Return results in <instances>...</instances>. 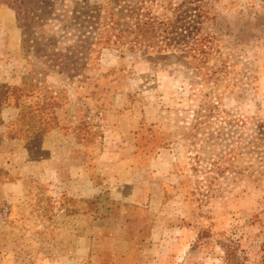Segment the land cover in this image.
Listing matches in <instances>:
<instances>
[{"label":"rangeland","instance_id":"374dc122","mask_svg":"<svg viewBox=\"0 0 264 264\" xmlns=\"http://www.w3.org/2000/svg\"><path fill=\"white\" fill-rule=\"evenodd\" d=\"M207 2L222 53L202 69L101 42L69 77L0 0V83L58 97L31 153L0 109V264H264V0Z\"/></svg>","mask_w":264,"mask_h":264},{"label":"trees","instance_id":"16d2710c","mask_svg":"<svg viewBox=\"0 0 264 264\" xmlns=\"http://www.w3.org/2000/svg\"><path fill=\"white\" fill-rule=\"evenodd\" d=\"M64 2L8 0L22 28L24 51L33 52L49 68H56L69 77L82 71L94 45L101 42L120 52L124 48L132 53L168 52L169 57L193 61L199 70L222 53L219 39L206 27L213 18L207 0H106L95 6L83 0L71 11ZM55 22L60 24V31L48 35L46 28ZM71 28L78 29V43L62 46ZM224 68L226 65L221 63L220 70ZM39 87L38 82H30L25 77L20 85L0 83V109L4 105L19 109L20 130L27 132L24 138L29 141L30 153L38 149V141L53 126L43 108H51L58 99L49 93L44 100L38 97L34 103L29 101L33 90ZM228 257L231 259L230 252Z\"/></svg>","mask_w":264,"mask_h":264}]
</instances>
